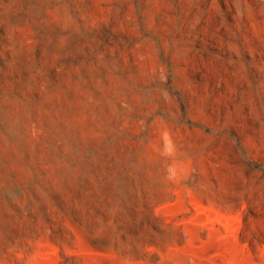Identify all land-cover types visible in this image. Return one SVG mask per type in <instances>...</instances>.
<instances>
[{
    "label": "rangeland",
    "instance_id": "rangeland-1",
    "mask_svg": "<svg viewBox=\"0 0 264 264\" xmlns=\"http://www.w3.org/2000/svg\"><path fill=\"white\" fill-rule=\"evenodd\" d=\"M0 264H264V0H0Z\"/></svg>",
    "mask_w": 264,
    "mask_h": 264
},
{
    "label": "clouds",
    "instance_id": "clouds-1",
    "mask_svg": "<svg viewBox=\"0 0 264 264\" xmlns=\"http://www.w3.org/2000/svg\"><path fill=\"white\" fill-rule=\"evenodd\" d=\"M164 140H165V148L167 151L170 152L172 150L173 143H172L170 136L167 133H165Z\"/></svg>",
    "mask_w": 264,
    "mask_h": 264
}]
</instances>
